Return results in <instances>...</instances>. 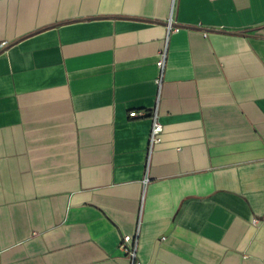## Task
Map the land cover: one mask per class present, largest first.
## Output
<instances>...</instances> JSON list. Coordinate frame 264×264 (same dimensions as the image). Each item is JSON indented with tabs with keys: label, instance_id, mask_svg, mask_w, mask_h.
Instances as JSON below:
<instances>
[{
	"label": "crops",
	"instance_id": "1",
	"mask_svg": "<svg viewBox=\"0 0 264 264\" xmlns=\"http://www.w3.org/2000/svg\"><path fill=\"white\" fill-rule=\"evenodd\" d=\"M123 235L264 264V0H0V264H129Z\"/></svg>",
	"mask_w": 264,
	"mask_h": 264
},
{
	"label": "built area",
	"instance_id": "2",
	"mask_svg": "<svg viewBox=\"0 0 264 264\" xmlns=\"http://www.w3.org/2000/svg\"><path fill=\"white\" fill-rule=\"evenodd\" d=\"M167 29L168 32L178 31L179 27L173 26L171 22H168ZM164 61H165V51L161 50L159 52V58L156 61V67L158 69V73L154 80L158 87L160 86L162 80ZM144 115L147 116L150 120V132L148 137V144H149V148H151L153 145L159 143L161 140L162 124L158 119V113L156 108H153L149 113ZM128 116L135 118V117H139V114L137 113V111L132 110L128 113ZM252 223L253 225H256L258 223V220L253 219ZM118 248L122 252V254L128 259L129 264H142L138 260L136 255V240L134 236H130V235L121 236L120 241L118 243Z\"/></svg>",
	"mask_w": 264,
	"mask_h": 264
}]
</instances>
